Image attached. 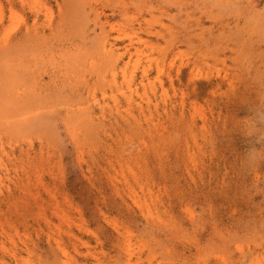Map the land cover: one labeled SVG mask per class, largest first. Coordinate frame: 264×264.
Returning <instances> with one entry per match:
<instances>
[{"label": "rangeland", "instance_id": "rangeland-1", "mask_svg": "<svg viewBox=\"0 0 264 264\" xmlns=\"http://www.w3.org/2000/svg\"><path fill=\"white\" fill-rule=\"evenodd\" d=\"M0 264H264V0H0Z\"/></svg>", "mask_w": 264, "mask_h": 264}]
</instances>
